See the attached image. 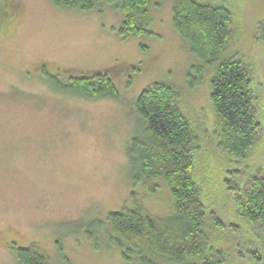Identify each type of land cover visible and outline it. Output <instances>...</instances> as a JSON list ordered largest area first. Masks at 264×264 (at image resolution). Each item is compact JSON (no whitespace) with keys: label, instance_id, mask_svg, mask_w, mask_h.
<instances>
[{"label":"rangeland","instance_id":"374dc122","mask_svg":"<svg viewBox=\"0 0 264 264\" xmlns=\"http://www.w3.org/2000/svg\"><path fill=\"white\" fill-rule=\"evenodd\" d=\"M175 1L150 6L149 35L122 37L123 14L108 5L81 11L0 0V264H19L12 245L37 248L51 264H136L109 240L106 215L136 206L159 219L171 214L163 178L140 177L127 155L131 138H147L135 100L156 82L175 89L198 131L193 172L204 192L203 229L225 250L222 264L264 256V231L239 215L234 199L235 184L264 173V43L255 37L264 0H208L231 13L224 55L237 54L252 71L259 131L243 160L216 146L209 100L216 65L190 54L174 30ZM96 71L110 73L117 99L60 92L44 77L65 83Z\"/></svg>","mask_w":264,"mask_h":264},{"label":"trees","instance_id":"16d2710c","mask_svg":"<svg viewBox=\"0 0 264 264\" xmlns=\"http://www.w3.org/2000/svg\"><path fill=\"white\" fill-rule=\"evenodd\" d=\"M49 1L57 7L81 11L96 5L120 10L123 20L119 34L127 37L150 34V6L160 0ZM172 26L187 43L190 54L206 65H216L209 80L216 146L222 154L243 160L257 139L259 123L250 66L237 54L224 55L233 32L230 10L208 0H176ZM255 37L264 43V24L257 27ZM47 76L49 79L44 74L60 92L91 99H117L119 95L108 71L69 76L65 83ZM134 109L145 122L147 138H131L128 158L136 161L140 177L163 178L170 193L171 214L159 219L137 206L110 211L106 215L109 240L119 248L123 260L136 264H160L159 259L165 264H222L225 250L210 244L203 229L204 192L193 172L199 134L182 112L177 92L168 84L153 83L139 93ZM235 186L239 215L264 231V173L251 174ZM213 223L222 227L217 219ZM12 249L19 264H51L47 254L37 248L12 245ZM249 259L250 264H264V256L258 254Z\"/></svg>","mask_w":264,"mask_h":264},{"label":"flooded vegetation","instance_id":"af4514ba","mask_svg":"<svg viewBox=\"0 0 264 264\" xmlns=\"http://www.w3.org/2000/svg\"><path fill=\"white\" fill-rule=\"evenodd\" d=\"M8 3H9V1H8ZM11 5V4H10ZM12 7H14V6H12ZM8 9H10V7H7V11H8Z\"/></svg>","mask_w":264,"mask_h":264}]
</instances>
